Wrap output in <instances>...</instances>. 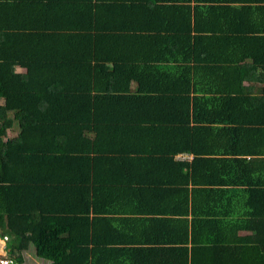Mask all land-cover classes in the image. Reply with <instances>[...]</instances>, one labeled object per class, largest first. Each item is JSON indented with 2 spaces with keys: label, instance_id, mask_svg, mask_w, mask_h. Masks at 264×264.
<instances>
[{
  "label": "trees",
  "instance_id": "obj_1",
  "mask_svg": "<svg viewBox=\"0 0 264 264\" xmlns=\"http://www.w3.org/2000/svg\"><path fill=\"white\" fill-rule=\"evenodd\" d=\"M256 3L0 0V238L10 252L31 245L50 264H94L116 244L148 263L177 251L182 264H264V96L242 88L241 58L225 67L243 47L264 56V31L245 27ZM212 29L216 44L199 59ZM117 220L140 226L139 238L115 233ZM149 226L185 239L147 236ZM166 242L155 255L140 247Z\"/></svg>",
  "mask_w": 264,
  "mask_h": 264
},
{
  "label": "crops",
  "instance_id": "obj_2",
  "mask_svg": "<svg viewBox=\"0 0 264 264\" xmlns=\"http://www.w3.org/2000/svg\"><path fill=\"white\" fill-rule=\"evenodd\" d=\"M254 2H256V0H254ZM258 3L253 4L252 7L250 8V12L248 10V12L246 13V18H245V23H246V30L248 31H253V32H257L259 31L260 33V37H262V34L264 31V0H257ZM251 15V17H250ZM250 17V18H249ZM198 22H199V27H205L206 26V22H208V20L206 18H214V16L211 17V15L209 17H206L205 19L201 16H198ZM217 20V19H216ZM219 23H221V21L218 20ZM213 30V29H212ZM212 34L206 33L203 34L204 37H206V41L204 42L203 45L199 46V52H201L199 59L202 57H207L209 56V54L211 52L212 47L215 46V40L217 38V33H215V31L213 30V32H211ZM201 34V33H199ZM234 46L235 43L233 44ZM201 47V48H200ZM237 47V46H236ZM239 52H235L232 53L230 55V57L227 59L232 63H229L227 65H225V67H227L228 69L230 67H236V59L239 57L242 59V62H240V65H243L245 67V69H243V72H245V80L242 82V88L245 90V92L251 96V97H262L264 96V56L261 57L259 60H256L252 57L246 56V53H250V51L248 50V47H243L242 49H239ZM210 59V58H209ZM219 59L220 60H224L222 53L219 54ZM248 66H250V69H247ZM20 72H23L22 69H17ZM247 71V72H246ZM185 159L187 161H190L192 159V156L190 155H185ZM132 197V196H131ZM125 202V200H121L118 203H122ZM128 203V202H125ZM130 203V202H129ZM132 203V204H131ZM130 205H132V207H137L136 201L133 199L131 201ZM148 203L150 204V206H156V207H167L170 205V202L168 200H161L158 198H154V199H149ZM129 205V206H130ZM123 217V216H121ZM120 218V217H118ZM139 218H135L133 220V224H140L138 221ZM117 224L116 225V232L115 233H122V234H128L129 236H135L137 238H139L138 235V228H140V226H129L130 224L127 223L124 224L122 221V223H120L118 220L116 221ZM124 224V225H122ZM184 226V223H180ZM187 224V228L189 230V225L191 227H196L197 226H193V223H185ZM159 226V225H158ZM160 227V226H159ZM114 228V227H113ZM147 231L145 230L144 234H146L147 236L150 237H155L158 238L159 240H162L163 238L168 237V240L174 238V239H185V236H182V232H179V234L176 233L175 229H172L170 232L168 233H164L158 229H156V226H149L147 227ZM185 229V226H184ZM111 233V231L109 232ZM170 233V235H169ZM197 235L199 236V238H206L210 235V233H204L203 230L199 229L196 230ZM240 236H251V231H243V232H239ZM214 236V235H212ZM98 238H104L101 235H97ZM105 237H109L107 234L105 235ZM113 238V237H110ZM102 240H107V239H102ZM148 245V244H147ZM169 245H172L170 243L166 244H155L152 246H145V245H141L140 247H142L143 249H152V251H154V249H156V251L153 252V254H157V252H159V249H168ZM31 247V245L28 247V249ZM112 247H114L117 250V253L113 254V252H115V250H112L109 246H106L104 250H96L97 252H101V253H97L96 255L98 256L97 259L95 260L94 264H182L181 262L182 260V253L180 255H176L177 251H174L175 253L170 252V257H162L159 259H154L152 260L151 263L146 262L145 260H141V259H137L135 256L133 251L130 250H125L123 251L122 249H129L128 245H113ZM134 247V246H132ZM27 249V250H28ZM121 249V250H120ZM25 250V251H27ZM151 251V252H152ZM24 252V251H22ZM132 256L131 258L129 257ZM193 254L189 255V263H191V260L193 259ZM198 255V254H197ZM39 259V258H38ZM42 260V259H41ZM45 261V260H43ZM181 261V262H180ZM48 264H50V262L46 261Z\"/></svg>",
  "mask_w": 264,
  "mask_h": 264
},
{
  "label": "rangeland",
  "instance_id": "obj_3",
  "mask_svg": "<svg viewBox=\"0 0 264 264\" xmlns=\"http://www.w3.org/2000/svg\"><path fill=\"white\" fill-rule=\"evenodd\" d=\"M14 129L9 131V135H14ZM0 242V261L2 262V258L4 259H10V264L18 263V264H48L46 261H43L41 259H38L35 255L34 249L31 246L27 251L24 252H17L16 250H13L12 252H7V241L6 239H1ZM1 249L3 250L1 252ZM6 251V252H5ZM3 253V254H1Z\"/></svg>",
  "mask_w": 264,
  "mask_h": 264
},
{
  "label": "built area",
  "instance_id": "obj_4",
  "mask_svg": "<svg viewBox=\"0 0 264 264\" xmlns=\"http://www.w3.org/2000/svg\"><path fill=\"white\" fill-rule=\"evenodd\" d=\"M0 240H1V238H0ZM6 251L7 252H10L9 249H7ZM1 260H2V262L0 261V264H10V262H11L10 259H4V258H2ZM14 264H16V263H14Z\"/></svg>",
  "mask_w": 264,
  "mask_h": 264
},
{
  "label": "bare ground",
  "instance_id": "obj_5",
  "mask_svg": "<svg viewBox=\"0 0 264 264\" xmlns=\"http://www.w3.org/2000/svg\"><path fill=\"white\" fill-rule=\"evenodd\" d=\"M1 243V242H0ZM1 245H2V243H1ZM2 248H3V245H2ZM3 250L1 249V252H2ZM6 252V251H5ZM1 254H3V253H1Z\"/></svg>",
  "mask_w": 264,
  "mask_h": 264
}]
</instances>
